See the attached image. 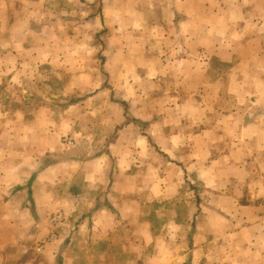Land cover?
<instances>
[{"label":"crops","instance_id":"1","mask_svg":"<svg viewBox=\"0 0 264 264\" xmlns=\"http://www.w3.org/2000/svg\"><path fill=\"white\" fill-rule=\"evenodd\" d=\"M67 1L76 6L70 10V23L77 28L82 22L80 27L88 30L109 29L98 49L102 67L119 78L109 91L120 95L115 103L123 117L98 116L100 125H107L109 134L103 130L99 135L107 139L109 153L92 150L83 155L78 150L76 156L63 157L61 123L50 106L8 117L7 100L0 95V264H52L63 208L69 204L81 209L92 200L81 198L75 184L63 193L67 181H82L83 189H113L108 201H94L81 221L88 227L84 240L93 251L122 252L119 239L127 236L123 227L128 221L132 249H150L151 261L150 245L161 247V230L157 221L143 216L141 201L123 200L130 198L123 192L124 183L157 195L164 188L179 187L191 171L198 173L200 197L208 210L196 216L201 219L192 234L196 242L189 241L182 264H264V159L258 161L264 158V1ZM78 8L84 16L78 15ZM67 13L61 0H1L0 31L16 30L23 16L33 33L34 15L43 14L40 34L45 36L37 61L54 68L57 61H66L67 67L78 69L94 60V42L76 36L68 39L67 52H56V46L66 42L50 32L65 23L61 15ZM33 58L21 56L23 61ZM89 73L73 76L91 77ZM132 92L134 101L143 93L139 103L147 105L135 104L137 109L178 112L165 118L159 113L133 117L126 97ZM125 120L148 129L116 131ZM162 156L169 159L168 165ZM161 160L168 175L158 168ZM163 251L175 255L170 246ZM60 255L71 256L63 250ZM157 260L154 256L150 264ZM173 261L172 256L166 264Z\"/></svg>","mask_w":264,"mask_h":264},{"label":"rangeland","instance_id":"2","mask_svg":"<svg viewBox=\"0 0 264 264\" xmlns=\"http://www.w3.org/2000/svg\"><path fill=\"white\" fill-rule=\"evenodd\" d=\"M61 2L69 10V13L66 15L62 14L61 16L65 19V23L62 21L60 28L52 29L50 32L55 37L63 38L64 42H66L56 46V48H59L56 49V52L63 54L68 51L69 38L80 36L81 40H86L91 37L94 42L91 48L93 49L92 56H94V60L92 62H83L82 66L78 67V69L67 67V64L70 63L66 64V61H57L55 68L49 62L41 63L37 61V56L43 51L40 44L41 37L45 36L40 34V25L42 24L40 20H43V14L34 15L35 21L32 22V25L35 26V30L33 33H30V30L26 29L27 25H24L26 24L24 22L25 18L19 16V19H21L19 21L21 22L16 30H11L10 32L0 31V95L7 100L8 117H18L22 111H26L31 115L40 105L50 106L52 112L55 111L56 117H58L61 123L63 157L76 156L78 150H80L79 154L83 155L89 154L92 150L96 153H109L107 139L100 137L103 130L106 131V134H109L107 132V125L101 126L98 119L102 113L104 116L114 117L115 119L123 117L122 108L115 103V100L120 95L113 90L109 91L118 82L119 78L109 76L108 72L102 67L105 62L101 60V51L98 49L103 42V33L109 29L100 31L99 26H95L94 29L88 30L85 27H80L83 24L82 22L77 23V28L76 25L70 23V18L74 16L70 14V10H76V6L72 4V7H70L67 0H65L66 3L63 0ZM78 12L79 16H84L80 8H78ZM25 15H28V13L25 12ZM79 19L81 18L79 17ZM26 34L29 37H26ZM113 36L111 34V38ZM24 54H33V60L23 61L21 56ZM89 66L92 68L91 71H89ZM81 72L82 74L88 72L89 75V72H92V76L89 77L88 75V77L81 76L77 78L73 76V73L79 74ZM76 89L77 91H75ZM135 94L126 95L127 98H130V101H127L128 110L129 114L133 117L140 115L141 118L146 119L149 117V114L155 117L159 113V116L165 118L166 116H173V113L178 112L174 110L167 111V108L157 109L153 112H150L148 108L137 109L134 107L135 104H146L139 103L143 93H139L138 99L134 101ZM8 96L9 99H7ZM105 101H108V103ZM3 113L5 112L3 111ZM178 115L179 113L175 116ZM126 120L125 125L117 126L116 131L122 128V130H125V133H146L145 130L148 129V126L129 125L126 124ZM69 122L72 125H69ZM143 122L148 123V121ZM73 126L75 130L71 128ZM161 129L160 126L157 127L159 132ZM106 155L109 156V154ZM163 159L168 165L169 159L165 157ZM263 159V157L259 158L258 161L261 162ZM174 161H177V159L175 158ZM253 161L256 162L257 159L254 158ZM167 165H164L163 160L158 164V168L163 170L165 175L169 174ZM185 175L182 182L179 183V187H169V190L164 188L159 190L157 195L152 189L138 187L130 189V183H124L127 189L123 190V192L129 193L130 198L124 195L125 198L123 200L132 199L141 201L143 216L157 221L155 222L156 227L161 230L162 236L158 238L159 242H162L161 247H155V242L150 245L154 248L151 253V261L154 256H158V260L154 261L153 264H166V261L172 259V256L175 257V261L172 264H182L181 256L187 250L189 241L191 245L196 242L192 234L197 231L198 225L201 223V219H197L196 216H200L201 218V215L205 214L208 210V207L200 197L203 188L200 187L201 181H199L197 171H191ZM71 184H75L74 186L79 188V191L83 193L81 198L92 197V200L90 199L89 202L87 200L88 204H81V207L83 205L81 209L77 208V206H75L76 208H72L69 204H66L67 207L63 208V215L65 216H62L61 228L59 234H57L55 246H58V250L52 255V264L55 261H60L62 264L65 261L67 262L66 264H150V249H145L147 252L139 251V253H136L132 249L131 242L134 239L129 235L132 230L131 225L127 224L128 221L125 222L123 227L127 236L119 239L122 252H109L101 255L100 252L93 251L95 249L93 245L89 246L84 240V234L88 227L81 221L83 216L91 209V204L93 205L95 201L97 205H100L101 200H104V202L108 201L113 189H83L82 181L77 184L75 181H67L63 193H69ZM120 197H118V201L121 202ZM200 203H202V207H200ZM168 231H170L169 235L167 234ZM75 233L76 238L73 239ZM187 233L189 237H187ZM98 242L94 243L95 247ZM167 246H170L171 250L174 248L175 255H173V252L171 254L163 251ZM61 250H63V254H71V256L63 258V255H60ZM89 250L91 251L89 252ZM91 261L92 263H90Z\"/></svg>","mask_w":264,"mask_h":264}]
</instances>
